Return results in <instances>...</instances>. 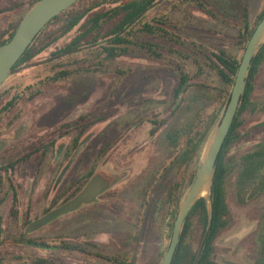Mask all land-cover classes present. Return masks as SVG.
I'll return each instance as SVG.
<instances>
[{
    "label": "rangeland",
    "instance_id": "obj_1",
    "mask_svg": "<svg viewBox=\"0 0 264 264\" xmlns=\"http://www.w3.org/2000/svg\"><path fill=\"white\" fill-rule=\"evenodd\" d=\"M100 1L105 0H83L78 9ZM245 1L214 0L215 6H208L213 16L193 4L161 0L153 14H166V27L184 39L203 43L211 50L224 48L239 57L243 51L237 44L242 19L239 12ZM29 2L0 0V8L19 6L16 11L0 14V32L24 16ZM114 6L102 3L85 20ZM249 10L250 20H256L264 10V0H251ZM81 24L65 34L64 18L51 24L35 46L34 51L41 52L0 87V107L15 93L26 91L0 122V264H111L105 257L121 254L126 248L124 241L136 229L141 232L136 264L164 256L169 247L173 215L172 208L164 204V196L174 182V172L165 169L173 156L164 137L170 128L181 127L193 118L195 109L188 104L195 93L217 103L213 87L219 86V78L213 69L206 68L201 78L192 81L206 86L201 90L192 86L184 108L174 110L170 92L180 73L178 64L191 72L197 66L191 61L184 63L168 51V47L174 48L171 43L160 40L162 58L140 54L103 61L96 67L93 62L86 63L65 80L27 91L25 87L47 76L44 62L50 54L84 32ZM111 26L107 22L104 29ZM94 36V32L86 33L82 42ZM250 97L258 108L241 115L237 141L227 154L233 165L264 141V67L255 78ZM83 142L86 144L78 149ZM65 167L67 171L59 180ZM93 168L95 175L112 181L105 194L30 235L24 234L27 224L23 218L28 208L31 219L40 218L43 209H50L51 201L66 190L55 208L59 207L64 199L75 197L86 187ZM239 174L234 172L229 181V208L236 219H256L264 210L262 180L240 179ZM10 180L25 188L18 203L7 192ZM189 188L186 185L185 192ZM146 192L150 196H145ZM206 197L210 203V193ZM197 228L194 226L196 231L188 239L194 247ZM20 234L50 246L17 243ZM64 243H77L84 252L65 249Z\"/></svg>",
    "mask_w": 264,
    "mask_h": 264
},
{
    "label": "trees",
    "instance_id": "obj_2",
    "mask_svg": "<svg viewBox=\"0 0 264 264\" xmlns=\"http://www.w3.org/2000/svg\"><path fill=\"white\" fill-rule=\"evenodd\" d=\"M38 1L30 0L27 12ZM82 1L79 0L73 7L63 11L51 20L25 51L16 66L12 68L13 72H16L18 68L41 52V50L40 52L34 51L35 46H37L41 35L54 22L64 18V34L72 32L82 23L81 25L85 28L84 32L74 37L61 49L50 54V58L44 62L47 66L46 70H49L47 76L41 78L39 82L33 85L29 84L25 87L27 91L32 92L40 84L46 85L48 83L51 84L65 80L76 72H80L82 70L81 66L86 63L93 62L96 67L97 63L103 61H114L122 56L129 57L140 54H148L162 58L160 52L162 45L160 44V40L171 43L174 48L170 49L168 47V51L173 53V55L179 56L184 63L191 61L197 66V70L191 72L184 66L178 64L180 73L170 92V99L172 106L175 108L174 110L184 108L183 103L188 101V91H190L192 86H197L199 90L206 86L192 83L194 78H201L203 76L206 68L213 69L219 78V86L217 88L216 86L213 87V90H216L214 96L218 98L217 103L210 102L209 98L205 99V96L199 97L195 93L192 96L193 99L188 104L189 108L195 109L193 118L181 127L176 126L170 128L164 137V143L173 156V159L165 166V169L167 168V171L174 172V182L164 196L165 206L167 209L172 208L173 230V223L176 220L179 205L187 193L185 192V187L186 185L190 187L191 183H193L198 166L200 165L204 147H206L212 131L220 124L222 116L227 109L230 93L235 83L242 56H244L249 39L264 17V10L256 20L251 21L249 10V2L251 0L244 2V6L239 12L242 19H239L241 28H239L240 35L237 38V44L243 51L241 56L235 57L234 54L224 48L221 50H211L208 48L209 46L203 43L186 40L179 34L170 31L166 27L168 20L164 18L168 16L163 13L159 16H154L153 14L154 8L161 0H105L97 2L92 6L78 9ZM179 2L182 5L193 4L200 11L215 16L214 12L208 7L215 6L214 0H179ZM102 3L113 4L115 6L109 12L85 20L87 15H90L93 9L100 7ZM18 8L19 6L15 5L3 6L0 8V14L16 11ZM23 17L16 24L13 23L11 27L0 32V47L11 40ZM107 22L112 23V26L108 30L104 29V25ZM91 32H94L95 36L91 41L85 40V43H83L82 39L85 38V34ZM263 67L264 44L259 53L252 59L250 75L247 77L246 91L242 96L234 124L229 131L215 166L214 181L210 189L211 209L213 210L214 221L212 222L211 220L208 222V200L207 198H201L193 207L187 220H185L181 242L177 248L175 257H173L172 264H208V258L211 256L209 236L223 226L221 222L222 216L228 208V185L234 172L238 171L240 173V179L250 180L252 182L262 180L261 188L264 189V141L252 151L243 155L241 160L235 165L232 164L231 158L227 156L230 148L237 141L236 131L242 124L240 119L242 113L247 109L255 112L258 108L257 104L252 102L250 94L255 90V78L261 73ZM25 92V90H22L21 92L15 93L6 104L0 107V122L4 114L8 113L10 109H13L21 102ZM221 100L223 101L221 102ZM94 175L95 170L93 168L88 173L87 182ZM153 182H156V180ZM65 194H67L66 190L55 198L51 208L47 211L50 212L55 209L58 200L62 196H65ZM145 194V196H150L147 192ZM72 197L74 196L70 195L61 204L68 202ZM33 222H26V224L29 227ZM194 226H198L197 233L199 235L196 247L188 241L192 237V233L196 231ZM140 234L137 229L136 233L133 231L132 235L124 241L126 245L125 250L121 254L105 257V259L111 264H136ZM18 242L21 241L19 240ZM22 242L27 243V245L37 244L46 247L50 246L45 242H36L33 239H25V237ZM64 245H66L64 247L65 249L74 251L81 250L84 252L83 247L77 243H64ZM162 259L163 255L153 258L146 264H161ZM41 262L47 263L45 260H41Z\"/></svg>",
    "mask_w": 264,
    "mask_h": 264
},
{
    "label": "water",
    "instance_id": "obj_3",
    "mask_svg": "<svg viewBox=\"0 0 264 264\" xmlns=\"http://www.w3.org/2000/svg\"><path fill=\"white\" fill-rule=\"evenodd\" d=\"M78 1L79 0H39L31 7L24 15L11 40L0 47V87L4 85L12 74H14L12 68L16 66L22 55L48 23L63 11L73 7ZM263 44L264 17L249 39L244 56H242L238 73L236 74L232 92L230 93L227 109L222 116L220 124L212 131L206 147H204L194 181L191 183L184 200L179 205L178 214L173 223L172 238L161 264H172L173 257H175L177 248L181 242L185 220H187L197 202H199L201 198H207L202 195L204 189H207L208 193H210L219 154L234 124L235 116L240 108L242 96L246 91L247 77L250 75L252 59L259 53ZM83 144L86 143H81L78 149H80ZM66 171L67 168L65 167L59 180L62 179ZM111 185L112 181L110 179L103 177L101 174H96L76 197L63 203L30 224L27 228L28 233L38 230L63 214H68L78 209L83 204L94 202L98 196L109 189ZM207 203L210 209L211 202L209 203L208 201Z\"/></svg>",
    "mask_w": 264,
    "mask_h": 264
},
{
    "label": "flooded vegetation",
    "instance_id": "obj_4",
    "mask_svg": "<svg viewBox=\"0 0 264 264\" xmlns=\"http://www.w3.org/2000/svg\"><path fill=\"white\" fill-rule=\"evenodd\" d=\"M2 183L3 182L0 180V184ZM8 186L9 190L7 192L12 195L14 202L18 203V198L24 194L23 191H25V188L20 187V185H16L15 182L11 180L9 181ZM33 190H35V186L32 187V192ZM105 192L101 193L98 198L105 194ZM228 203L229 200L227 194L228 208L222 216L221 222L223 226L217 231L211 233L209 236L211 256L208 258V264H264V210L258 214L256 219H252L250 216H247L246 218L244 217L245 219L242 217L236 219L231 212ZM47 210L49 209H43V215L49 213ZM31 213L32 211L28 208L27 214L23 218L25 222L31 223L32 221L39 219H31L29 217ZM211 220L212 222L214 221V214L213 210L210 208L208 222ZM242 224L243 226L241 227ZM236 227L238 228L236 229ZM27 228L28 225L26 226L24 234H32L28 233ZM24 234H20L17 238L21 241L18 243H24L22 242Z\"/></svg>",
    "mask_w": 264,
    "mask_h": 264
},
{
    "label": "bare ground",
    "instance_id": "obj_5",
    "mask_svg": "<svg viewBox=\"0 0 264 264\" xmlns=\"http://www.w3.org/2000/svg\"><path fill=\"white\" fill-rule=\"evenodd\" d=\"M207 194H208L207 189H204V191L202 192V195H203V196H206Z\"/></svg>",
    "mask_w": 264,
    "mask_h": 264
}]
</instances>
